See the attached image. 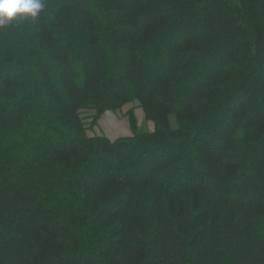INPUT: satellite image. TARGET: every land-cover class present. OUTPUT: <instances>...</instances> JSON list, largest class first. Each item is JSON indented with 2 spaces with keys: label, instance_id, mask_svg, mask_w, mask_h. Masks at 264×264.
Wrapping results in <instances>:
<instances>
[{
  "label": "trees",
  "instance_id": "trees-1",
  "mask_svg": "<svg viewBox=\"0 0 264 264\" xmlns=\"http://www.w3.org/2000/svg\"><path fill=\"white\" fill-rule=\"evenodd\" d=\"M43 5L0 27V264H264V0Z\"/></svg>",
  "mask_w": 264,
  "mask_h": 264
},
{
  "label": "clouds",
  "instance_id": "clouds-1",
  "mask_svg": "<svg viewBox=\"0 0 264 264\" xmlns=\"http://www.w3.org/2000/svg\"><path fill=\"white\" fill-rule=\"evenodd\" d=\"M43 7V0H0V27L18 18L36 17Z\"/></svg>",
  "mask_w": 264,
  "mask_h": 264
},
{
  "label": "rangeland",
  "instance_id": "rangeland-1",
  "mask_svg": "<svg viewBox=\"0 0 264 264\" xmlns=\"http://www.w3.org/2000/svg\"><path fill=\"white\" fill-rule=\"evenodd\" d=\"M127 110L128 109H125L122 114L116 116L111 113L105 115L99 122V125L103 129L104 133L111 138L130 136L131 129L129 120L125 115ZM136 116L138 118L139 129L143 131L153 130V125L144 120V115L141 110H138V112L136 111Z\"/></svg>",
  "mask_w": 264,
  "mask_h": 264
}]
</instances>
